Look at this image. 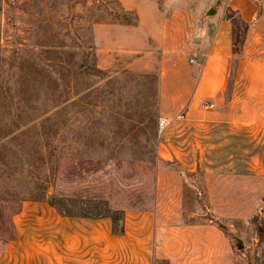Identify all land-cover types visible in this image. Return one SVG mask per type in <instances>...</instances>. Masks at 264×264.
Returning <instances> with one entry per match:
<instances>
[{
  "label": "rangeland",
  "instance_id": "rangeland-1",
  "mask_svg": "<svg viewBox=\"0 0 264 264\" xmlns=\"http://www.w3.org/2000/svg\"><path fill=\"white\" fill-rule=\"evenodd\" d=\"M251 1L264 35V0ZM233 4L0 0V249L23 202L56 200L80 214H151L153 264H264L259 179L200 183L158 155L161 92L189 85L207 23L242 18ZM240 29L227 93L249 86Z\"/></svg>",
  "mask_w": 264,
  "mask_h": 264
},
{
  "label": "crops",
  "instance_id": "crops-1",
  "mask_svg": "<svg viewBox=\"0 0 264 264\" xmlns=\"http://www.w3.org/2000/svg\"><path fill=\"white\" fill-rule=\"evenodd\" d=\"M254 8L251 0H234L232 7L247 23L236 70L243 71L249 86L226 92L232 26L225 19L207 23L206 54L195 61L189 85L161 92L170 113L158 155L200 183L218 177L259 179L264 207V53L258 60L251 55L264 35L257 33ZM121 221L122 232H113L108 217L63 216L46 202L25 201L13 217L14 238L0 249V264H153V216L126 212Z\"/></svg>",
  "mask_w": 264,
  "mask_h": 264
},
{
  "label": "trees",
  "instance_id": "trees-1",
  "mask_svg": "<svg viewBox=\"0 0 264 264\" xmlns=\"http://www.w3.org/2000/svg\"><path fill=\"white\" fill-rule=\"evenodd\" d=\"M256 3H259V0H256ZM225 20L229 21L231 26H232V55L234 57L239 56L240 54V43H241V32H240V28H247V23L242 21L239 18H232L231 16H226L224 18ZM169 165H173V164H169ZM177 166V165H175ZM179 170L182 171V169L179 167ZM50 205L52 207L55 208V210L63 216H71V217H86V218H103V217H108L111 219L112 221V225H113V232H118L121 233L122 232V221H121V217L111 214V213H106V214H102V213H98L96 215H89L88 213H74L73 211H71L69 208H65V206H63V203L61 201H56L53 200L51 201ZM56 206H63L64 209H58L56 208Z\"/></svg>",
  "mask_w": 264,
  "mask_h": 264
},
{
  "label": "built area",
  "instance_id": "built-area-1",
  "mask_svg": "<svg viewBox=\"0 0 264 264\" xmlns=\"http://www.w3.org/2000/svg\"><path fill=\"white\" fill-rule=\"evenodd\" d=\"M166 123H167V120H165V119H161V120L159 121V126H160V127H164V126L166 125Z\"/></svg>",
  "mask_w": 264,
  "mask_h": 264
}]
</instances>
